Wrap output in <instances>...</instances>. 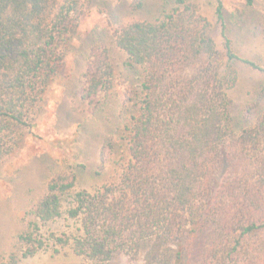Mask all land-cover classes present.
Listing matches in <instances>:
<instances>
[{
	"label": "trees",
	"instance_id": "trees-1",
	"mask_svg": "<svg viewBox=\"0 0 264 264\" xmlns=\"http://www.w3.org/2000/svg\"><path fill=\"white\" fill-rule=\"evenodd\" d=\"M87 1L0 0V159L30 131ZM165 1L170 8L155 20L111 33L142 72L129 96L117 180L90 191L76 189L72 171L57 172L22 212L24 227L0 264L65 246L82 264H117L122 256L141 264H264V84L237 121L227 94L233 61L264 67L234 52L221 0L222 49L194 2ZM113 76L108 48H92L82 99L107 91ZM60 219L73 228L47 226Z\"/></svg>",
	"mask_w": 264,
	"mask_h": 264
},
{
	"label": "rangeland",
	"instance_id": "rangeland-1",
	"mask_svg": "<svg viewBox=\"0 0 264 264\" xmlns=\"http://www.w3.org/2000/svg\"><path fill=\"white\" fill-rule=\"evenodd\" d=\"M211 23L218 48L223 39L216 20L217 0H187ZM226 34L240 57L264 67V0H221ZM132 0H88L76 31L69 41L60 70L50 80L38 103L32 127L19 146L0 159V254L13 250L23 229L21 214L39 198L48 180L62 170L76 174V189L93 190L117 180L126 161L124 125L132 110L130 93L142 75L130 67L126 53L116 46L112 30L133 21H151L171 6V1L145 0L140 8ZM107 47L114 76L110 88L93 99H82L81 87L92 48ZM235 82L227 90L229 112L237 121L254 102L264 84V70L235 60ZM261 104H264V98ZM112 141L116 145L109 148ZM56 232L70 231L71 221L50 223ZM83 258L65 246L20 258L17 264H82ZM117 264H141L125 256Z\"/></svg>",
	"mask_w": 264,
	"mask_h": 264
}]
</instances>
